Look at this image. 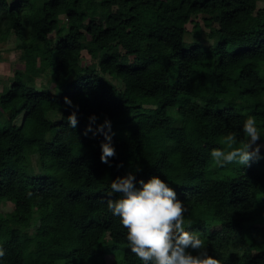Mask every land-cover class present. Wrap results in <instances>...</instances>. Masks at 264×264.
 I'll list each match as a JSON object with an SVG mask.
<instances>
[{
	"label": "trees",
	"instance_id": "16d2710c",
	"mask_svg": "<svg viewBox=\"0 0 264 264\" xmlns=\"http://www.w3.org/2000/svg\"><path fill=\"white\" fill-rule=\"evenodd\" d=\"M259 1L0 0V43L23 61L0 89V202L12 205L0 212V264H142L107 209L112 180L129 172L169 183L221 264H264ZM91 114L112 122L111 166L104 137L83 135ZM249 116L262 158L215 165L211 150L229 133L242 141Z\"/></svg>",
	"mask_w": 264,
	"mask_h": 264
},
{
	"label": "clouds",
	"instance_id": "9594fccd",
	"mask_svg": "<svg viewBox=\"0 0 264 264\" xmlns=\"http://www.w3.org/2000/svg\"><path fill=\"white\" fill-rule=\"evenodd\" d=\"M63 104L71 109L68 125L79 126V105L64 96ZM91 114L83 130V135L104 137L100 144V162L111 166L116 157L113 143L112 122L105 117ZM244 139L238 142L235 132L227 134L222 148H213L210 156L217 166L239 164L251 166L261 159L259 141L262 137L254 117L245 119L241 129ZM239 143V146H236ZM118 164L117 167H122ZM111 192L107 209L119 217L121 225L127 229V243L130 251L142 264H221V261L207 252V245L200 236L187 230L184 214L187 208L178 199L175 189L161 176L153 175L147 180L131 172L117 176L111 182ZM118 194L117 198H112ZM31 195V193H29ZM6 255L0 246V260Z\"/></svg>",
	"mask_w": 264,
	"mask_h": 264
},
{
	"label": "rangeland",
	"instance_id": "374dc122",
	"mask_svg": "<svg viewBox=\"0 0 264 264\" xmlns=\"http://www.w3.org/2000/svg\"><path fill=\"white\" fill-rule=\"evenodd\" d=\"M259 5L262 4V1L260 0L258 2ZM187 27L191 29V24H188ZM186 38L188 40L192 39V34L190 32L186 33ZM18 51L14 47L13 41H8L5 43H0V89L3 87V84L11 79L13 70L16 67H23V61H21L17 57ZM41 77L37 78V81H40ZM21 116L17 118V122H20ZM36 158L35 155H33L31 162L34 168V171H38L36 166ZM12 205L8 202L2 203L0 202V212H5L10 210ZM259 224H263V222L259 221ZM33 224V223H32ZM218 227V224L215 223V226L213 228H210V231L216 229ZM33 226L31 225L30 230H32ZM112 256L108 257V260L110 261Z\"/></svg>",
	"mask_w": 264,
	"mask_h": 264
}]
</instances>
